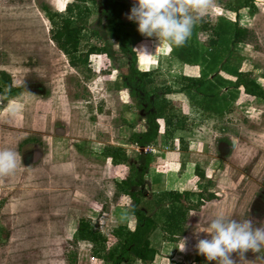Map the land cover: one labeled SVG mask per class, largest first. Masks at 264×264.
<instances>
[{
  "label": "rangeland",
  "instance_id": "obj_1",
  "mask_svg": "<svg viewBox=\"0 0 264 264\" xmlns=\"http://www.w3.org/2000/svg\"><path fill=\"white\" fill-rule=\"evenodd\" d=\"M95 1L71 0L85 7L80 45L104 48L76 69L49 39L50 23L39 8L45 4L62 15L70 0H0V88L6 91L0 93V151H14L19 161L12 174L0 177V264H104L90 242L78 238L77 220L88 219L106 236L117 224L133 225L130 199L116 194L115 182L137 162L139 148L129 140L143 113L121 84L127 55L104 29ZM118 1L121 17L131 23L134 65L147 72L148 93L169 88L164 98L184 122L172 130L158 119V134L143 148L150 156L142 201L149 214L167 209L164 190L192 187L194 163L209 176L212 192L185 213L181 235L169 239L158 224L148 237L153 259L132 264H216L196 248L197 223L206 227L224 207L232 218L264 227V100L238 88L227 109H203L202 97L183 89L185 78L203 76L199 61L181 62L167 41L142 35L128 19L137 0ZM217 16L246 30L225 46L228 52L220 51L219 75L233 80L226 70L246 71L264 89V0H214L202 19L213 23ZM195 39L205 41L206 34L196 31ZM105 145L122 148L127 160L103 154ZM205 237L210 238L200 234ZM114 243L111 238L105 245L114 248ZM232 258L236 264H264V247L246 252V260L237 253Z\"/></svg>",
  "mask_w": 264,
  "mask_h": 264
},
{
  "label": "trees",
  "instance_id": "obj_2",
  "mask_svg": "<svg viewBox=\"0 0 264 264\" xmlns=\"http://www.w3.org/2000/svg\"><path fill=\"white\" fill-rule=\"evenodd\" d=\"M95 2L101 6L100 17L104 18L103 26L107 34L115 39L118 50L127 55V72L120 77L121 84L128 95L134 99L138 109L140 108L139 100L148 102V105L143 108L141 117L143 122L139 130L129 140L139 148L135 152L137 162L128 166L131 173L115 182L116 194H124L130 199L127 210L133 218L132 227L127 229L124 225L117 224L106 236L94 229L88 219L80 218L76 222L75 230L79 239L90 242L92 252L98 255L105 262L104 264H132L133 260L148 263L155 254V249L148 240L149 234L159 224L169 239L181 235L180 224L185 219V213L197 209L199 205L212 197V192L208 187L211 185V180L204 175L199 164L194 163L192 173L195 182L193 186L182 190H164V194L169 198L168 208L156 215L148 213V204L142 199L145 198L144 185L147 180L144 176L148 170L150 154L147 149L143 150V148L149 145L158 134L159 118L165 125L171 126L172 130L184 127L183 118H178L176 115L174 117L171 112L172 103L164 98L169 88H165L161 94L160 92L148 93L146 88L149 80L145 78L147 72L138 70L134 65L135 53L128 43L127 26L131 23L124 21L121 17L122 3L118 0H96ZM39 8L46 14L50 23L49 39L65 55L71 67L76 69L80 66L85 67L87 56L90 53L104 51V48L99 45L88 44L85 47L80 45V31L85 17L84 6L77 2L66 3L62 15L51 12L45 4L40 5ZM100 17L97 16V20ZM196 31L204 32L206 40L197 42ZM245 32V28L235 20L230 21L224 16H217L213 23L205 18L194 26L191 38L185 45L181 47L170 45V53L179 61L184 63L199 61L203 76L185 78L188 82L183 84V89L199 94L202 97L201 107L203 109L215 112L227 109L238 88L247 95L264 100V89L248 72L239 71L236 68L226 70L234 77L233 80H229L221 77L216 68L220 51L224 49L228 52L229 47L225 46L235 43ZM0 93H6V91L0 88ZM149 95L153 97L152 100L148 99ZM102 150L103 154L112 158L127 160L124 150L118 146L105 145ZM111 238L115 242L114 248H108V245H105ZM100 251L105 253L99 254Z\"/></svg>",
  "mask_w": 264,
  "mask_h": 264
},
{
  "label": "clouds",
  "instance_id": "obj_3",
  "mask_svg": "<svg viewBox=\"0 0 264 264\" xmlns=\"http://www.w3.org/2000/svg\"><path fill=\"white\" fill-rule=\"evenodd\" d=\"M71 2V0H70ZM214 0H137L128 15L138 24V31L146 36H155L159 44L167 41L181 47L191 38L194 26L200 21ZM17 154L12 150L0 151V177L12 174L18 167ZM205 233L210 238H200ZM196 248L207 261L216 264H236L232 253L240 260L251 250L258 253L264 247V227H254L251 219L237 220L224 207L212 214L207 226L198 223L194 231ZM184 241V240H183ZM185 249V241L179 247Z\"/></svg>",
  "mask_w": 264,
  "mask_h": 264
},
{
  "label": "flooded vegetation",
  "instance_id": "obj_4",
  "mask_svg": "<svg viewBox=\"0 0 264 264\" xmlns=\"http://www.w3.org/2000/svg\"><path fill=\"white\" fill-rule=\"evenodd\" d=\"M100 7H101L100 5L97 7V10H98L99 13L101 12V8ZM126 65H127V63H126ZM148 99L152 100L153 97L151 95H149ZM138 102H139V105H140L139 113L142 114L143 113V108L147 107V105H148L147 103L148 102H145L143 100H139Z\"/></svg>",
  "mask_w": 264,
  "mask_h": 264
},
{
  "label": "crops",
  "instance_id": "obj_5",
  "mask_svg": "<svg viewBox=\"0 0 264 264\" xmlns=\"http://www.w3.org/2000/svg\"><path fill=\"white\" fill-rule=\"evenodd\" d=\"M206 176V174H204ZM206 177H209V176H206ZM184 189H188V188H184Z\"/></svg>",
  "mask_w": 264,
  "mask_h": 264
},
{
  "label": "water",
  "instance_id": "obj_6",
  "mask_svg": "<svg viewBox=\"0 0 264 264\" xmlns=\"http://www.w3.org/2000/svg\"><path fill=\"white\" fill-rule=\"evenodd\" d=\"M139 115H140V113H139Z\"/></svg>",
  "mask_w": 264,
  "mask_h": 264
}]
</instances>
